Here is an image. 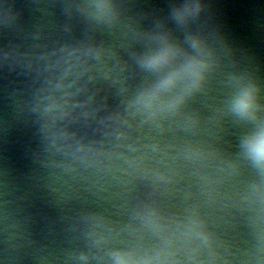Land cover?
I'll return each instance as SVG.
<instances>
[{
  "label": "water",
  "instance_id": "1",
  "mask_svg": "<svg viewBox=\"0 0 264 264\" xmlns=\"http://www.w3.org/2000/svg\"><path fill=\"white\" fill-rule=\"evenodd\" d=\"M0 264H65L1 17Z\"/></svg>",
  "mask_w": 264,
  "mask_h": 264
},
{
  "label": "clouds",
  "instance_id": "2",
  "mask_svg": "<svg viewBox=\"0 0 264 264\" xmlns=\"http://www.w3.org/2000/svg\"><path fill=\"white\" fill-rule=\"evenodd\" d=\"M249 105H248V102L247 101H244L242 102L241 104V107L242 108H247ZM256 151L258 153V155L261 157V158H264V139H261L257 146H256Z\"/></svg>",
  "mask_w": 264,
  "mask_h": 264
}]
</instances>
